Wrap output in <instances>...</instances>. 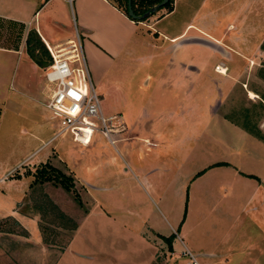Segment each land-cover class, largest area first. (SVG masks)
Here are the masks:
<instances>
[{
	"label": "rangeland",
	"instance_id": "1",
	"mask_svg": "<svg viewBox=\"0 0 264 264\" xmlns=\"http://www.w3.org/2000/svg\"><path fill=\"white\" fill-rule=\"evenodd\" d=\"M114 1L124 7V0ZM197 2L193 0L194 7ZM166 11L163 6L146 21L152 23ZM186 11L160 18L154 32L176 31L189 18ZM193 23L201 21L194 18ZM146 30L139 25L138 42L131 43L129 56L119 58L123 67L113 72L117 82L105 81L107 87L114 82L115 89H100L91 78L103 114L121 117L139 137L132 141L112 145L99 132L88 146L76 143L71 134L49 141L56 128L44 105L48 90L39 89L45 71L28 72L21 61L10 70L0 66V205L4 212L17 207L11 215L21 225L0 211V264H186L185 249L203 264L199 253L236 249L241 235L252 234L248 216L240 211L249 191L232 182L226 162L242 168L241 161L251 153L264 155V140L251 134L256 123L246 114L256 105H245V90L239 85L230 99L221 98L224 87L217 72L225 73V68L215 72L214 65L227 58L219 50L190 45L171 55L165 40L157 54L147 44H159L162 38ZM147 32L153 41L145 39ZM188 58L194 59L190 65L184 63ZM170 59L173 69L166 64ZM192 80L195 86L187 93ZM258 87L264 92V85ZM143 137L160 146L147 149ZM139 147L147 150L145 155ZM45 162L73 178L69 188L52 181L29 184ZM242 221L247 224L240 225ZM28 235L42 236L59 248L28 249L20 237ZM70 241L84 259L63 253L60 247ZM104 251L115 256L92 257Z\"/></svg>",
	"mask_w": 264,
	"mask_h": 264
},
{
	"label": "crops",
	"instance_id": "2",
	"mask_svg": "<svg viewBox=\"0 0 264 264\" xmlns=\"http://www.w3.org/2000/svg\"><path fill=\"white\" fill-rule=\"evenodd\" d=\"M197 1V5L194 7L193 0H176V2L173 0L172 9L160 17H156L151 23L146 21L148 17L143 21L131 20L121 8L115 5L113 0H0V55H2L0 66L1 68L6 66L10 70L14 64L17 65L18 61H21L24 67H28V72L30 70L44 72L45 67L44 69L39 67L27 53L26 38L28 33L35 30L45 46L54 47L74 39L76 29L82 41L91 77L93 76L100 89L109 86H112L111 89H115L114 82L117 81L115 80L116 76H113L114 69L123 67L121 60L125 55L129 56L130 45L134 42L133 40L137 41L139 32H141L139 25H143L147 29L146 31L155 34L154 38H162L159 44L156 42L151 45L147 44L148 47L154 46L157 54L164 48L163 41L165 40L166 43H170L165 49L170 51L171 55L190 45L209 46L219 50L220 57L227 58V61L221 59L219 63L214 65L215 72H217L215 70L217 65L225 68V73L217 72L221 78L220 87H224L221 93L224 94L225 98L222 96L221 98L227 101L228 98H231L230 94L234 91V87L236 85L241 86L246 94L245 105H250L252 108L256 105L254 110L249 108L246 114H251L256 127L263 128L264 131V99H262L264 92L258 87L260 84L264 85V72L259 73V70L264 68V58H260V55H264V51L261 49L264 42V0ZM178 10H182L184 13L185 10H187L186 12L189 11L187 13L189 18L182 22L180 28L170 33L162 30L154 32V24L160 18L171 11L176 12ZM227 16L230 17V20H221L222 17ZM194 18L199 19L201 23L195 25L193 23ZM189 30H193L194 33L189 35ZM148 32L145 39L153 41V37L149 36ZM187 34L188 39H184ZM235 56L238 58L235 59ZM121 57L122 59H119ZM154 60L161 63L157 58ZM191 60L194 59L191 58ZM191 60L190 58L185 59L184 63L190 65ZM167 62L166 64L173 69V66L170 65V63L174 64L172 59ZM254 65H256L257 70ZM164 70L159 73V77L164 76ZM189 71L186 69L185 74L189 75ZM146 76L147 79H151L150 74ZM108 79L114 82L107 87L105 81ZM20 86L18 85V90ZM194 86L195 81L192 80L189 83L187 93H190ZM45 88L48 90L47 99L50 89L46 79L41 81L39 86L42 93L45 92ZM250 93H253L255 97L250 98ZM125 118L123 116L124 121ZM131 131L132 128H126L125 132L117 137L118 142L138 139L139 137L132 135ZM157 135L154 134L153 136L157 137ZM141 141L143 146H147V149L151 145L156 148L160 146L158 142L149 137H143ZM138 146L136 145V147ZM146 151L139 147L141 156L145 155ZM24 160L8 169L2 177H5ZM241 162L244 164L242 168L227 161V167L230 165L231 167L227 168L226 173L229 174L232 182L235 181L244 185L249 191L244 204L241 205L242 207L240 206V211L248 216L246 221L252 224V234L241 235L240 243L238 242L236 249L227 247L225 251L222 250L220 253H215L211 249L199 253L200 257L203 258V264H264V155L258 156L251 153ZM80 179L84 180L81 176ZM29 184H32L31 180ZM32 188L30 187V189ZM16 208H12L10 211L7 209L4 212L0 205L1 214L3 211L4 215H7L5 218L10 217L15 224L20 225L16 217L11 215L17 211ZM247 223L242 221L240 225L243 226ZM1 233L0 236L3 234ZM10 234L13 233L10 232ZM20 237L23 242H27L25 244L28 249L38 245L45 248H59V246L41 240L42 236H39L40 240L29 235ZM84 238L87 243V236ZM30 240L35 244L30 246ZM60 248L64 250V254L67 252L71 255L73 260L86 257L81 251L72 250V241L67 247L61 246ZM102 255L111 258L115 256L104 251V254L100 253L92 257L97 260ZM233 256L236 260L231 263Z\"/></svg>",
	"mask_w": 264,
	"mask_h": 264
},
{
	"label": "built area",
	"instance_id": "3",
	"mask_svg": "<svg viewBox=\"0 0 264 264\" xmlns=\"http://www.w3.org/2000/svg\"><path fill=\"white\" fill-rule=\"evenodd\" d=\"M46 47L50 59L44 76L50 93L44 105L56 128L49 141L71 134L76 143L88 146L99 132L113 145L118 138L112 139V135L118 137L127 127L121 117L103 114L77 30L74 39ZM183 254L189 258L186 264H200L188 249Z\"/></svg>",
	"mask_w": 264,
	"mask_h": 264
},
{
	"label": "trees",
	"instance_id": "4",
	"mask_svg": "<svg viewBox=\"0 0 264 264\" xmlns=\"http://www.w3.org/2000/svg\"><path fill=\"white\" fill-rule=\"evenodd\" d=\"M160 1L161 0H131V3H132V8L136 14H143L146 10H148L150 7L154 6ZM114 3L118 8H121V10L128 16L127 0H124V3H125L124 7H122L120 3H116L115 1ZM172 3H173V0H169L164 5V7L168 8V10H171ZM128 17L134 21H143L146 19L145 18L143 20H135V19H132L130 16ZM261 49L264 51V42L261 45ZM26 50L29 56L34 59V61L39 67L44 68L48 65L49 59H50L49 53L47 51V48L45 47L44 42L42 41V39L40 38V36L35 30L30 31L27 35ZM259 72L262 73L264 71L259 70ZM250 132L255 137L261 140H264V135L262 134L261 130L258 127H256V125H255V129H251ZM34 175L35 177H34L32 184L38 181L40 182L52 181L53 183L61 184L66 188H69V185L71 183L70 178H72L71 176H66L60 169L54 167L48 162L43 163V165L34 173Z\"/></svg>",
	"mask_w": 264,
	"mask_h": 264
},
{
	"label": "water",
	"instance_id": "5",
	"mask_svg": "<svg viewBox=\"0 0 264 264\" xmlns=\"http://www.w3.org/2000/svg\"><path fill=\"white\" fill-rule=\"evenodd\" d=\"M169 0H161L154 6L150 7L148 10H146L143 14H136L132 8V3L131 0H127V14L130 16L132 19L135 20H143L150 16L151 14L155 13L159 8L164 6Z\"/></svg>",
	"mask_w": 264,
	"mask_h": 264
},
{
	"label": "bare ground",
	"instance_id": "6",
	"mask_svg": "<svg viewBox=\"0 0 264 264\" xmlns=\"http://www.w3.org/2000/svg\"><path fill=\"white\" fill-rule=\"evenodd\" d=\"M219 68V67H218Z\"/></svg>",
	"mask_w": 264,
	"mask_h": 264
}]
</instances>
